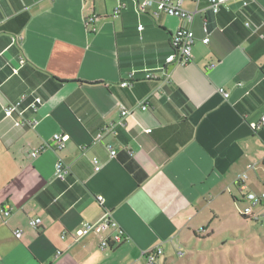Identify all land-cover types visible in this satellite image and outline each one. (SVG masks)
I'll use <instances>...</instances> for the list:
<instances>
[{"label":"crops","instance_id":"obj_1","mask_svg":"<svg viewBox=\"0 0 264 264\" xmlns=\"http://www.w3.org/2000/svg\"><path fill=\"white\" fill-rule=\"evenodd\" d=\"M248 1L213 12L184 0L192 58L165 77L176 16L134 0H0V206L11 211L0 215V264L144 262V250L212 234V219L264 192V125L253 127L264 115V0ZM21 94L42 99L24 113L35 124L3 113ZM54 132L68 135L64 147ZM58 158L70 166L64 180ZM105 210L123 230L118 244L100 246L112 228L75 234Z\"/></svg>","mask_w":264,"mask_h":264},{"label":"built area","instance_id":"obj_2","mask_svg":"<svg viewBox=\"0 0 264 264\" xmlns=\"http://www.w3.org/2000/svg\"><path fill=\"white\" fill-rule=\"evenodd\" d=\"M233 1L235 0H208V7L213 12H218L222 7L229 8ZM183 2L184 0H134L135 6L139 11L145 12L147 8L154 7L152 11L153 16H156L159 12H164L168 15L176 16L184 21V23L171 34L172 51L165 57L163 65L160 66L162 74L165 77L169 75L167 69L169 64H185L192 58L191 48L194 41V32L190 26V23L193 20L195 11L186 9L183 6ZM248 2V0H242L243 5H247ZM120 7L121 5L117 8V10H119ZM245 25L248 26L249 23L246 21ZM139 28H142V24H139ZM204 30L207 31L206 26H204ZM208 39V35H206L203 38V41L207 42ZM145 77L155 78L156 75L148 71ZM132 79H134V71L129 73L128 79L121 81V85H129ZM219 91L224 95V97L228 96V92L225 91L223 87H219ZM41 101L42 99L38 95H34L29 99L26 94H21L17 99L5 103L3 106V113L8 117H13L14 114L18 115L19 118L14 120L15 125H21L22 123L35 124L37 120H28L24 113L26 110L35 112ZM140 108L142 110H148V102L145 101L141 103ZM120 112L123 116L129 113V111L123 106L121 107ZM119 123L123 124V121L120 120ZM262 125H264V115H262L261 120L258 123L253 124V127L260 128ZM147 131H150V128H148ZM100 136L101 134L98 135V138ZM52 139L55 141L57 148H62L68 139V135L61 132H54L52 134ZM39 150L40 149L31 150V155H37ZM111 154H115L114 149H111ZM94 163L95 169H98V160L94 159ZM250 166L253 167L252 164ZM54 169V177L60 180H64L67 174L70 172V166L60 158L56 160ZM246 177V172H243L238 177L239 182H241V187H244L243 181ZM97 199L100 201V203L103 202V197L101 195H98ZM243 199L247 202V205L243 207L241 212L248 216L252 213L253 206L262 204L264 202V192L256 193L253 191H248L244 194ZM10 212L11 211L8 204L0 206V215L4 219L10 215ZM41 221L42 219L40 217H33L29 219L28 223L31 227L38 228L41 225ZM107 228H112L115 230V232L111 235L105 236L100 241V246L102 248L113 247L121 241L123 230L110 210H105L95 221H84L82 225L76 230L75 234L77 236H82L94 230H104ZM14 234L16 237H19L21 236L22 231L20 229H15ZM58 253H60V251H58ZM162 253L163 249L160 246H155L144 250L142 252L144 263L154 264Z\"/></svg>","mask_w":264,"mask_h":264},{"label":"rangeland","instance_id":"obj_3","mask_svg":"<svg viewBox=\"0 0 264 264\" xmlns=\"http://www.w3.org/2000/svg\"><path fill=\"white\" fill-rule=\"evenodd\" d=\"M244 205L236 204L234 212L212 219L214 233L203 238L193 235L188 243L165 250L154 264H264V204L253 206L247 217L241 215ZM98 263L92 258V264ZM123 264L145 263H130L123 254Z\"/></svg>","mask_w":264,"mask_h":264},{"label":"trees","instance_id":"obj_4","mask_svg":"<svg viewBox=\"0 0 264 264\" xmlns=\"http://www.w3.org/2000/svg\"><path fill=\"white\" fill-rule=\"evenodd\" d=\"M61 81H63V79H62ZM241 215H242V216H244V217H247V215H245V214H244V213H242V212H241Z\"/></svg>","mask_w":264,"mask_h":264}]
</instances>
